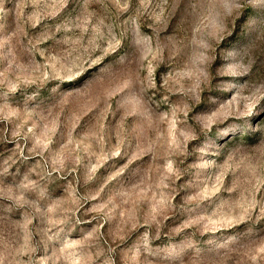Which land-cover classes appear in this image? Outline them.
Returning <instances> with one entry per match:
<instances>
[{
    "label": "rangeland",
    "instance_id": "rangeland-1",
    "mask_svg": "<svg viewBox=\"0 0 264 264\" xmlns=\"http://www.w3.org/2000/svg\"><path fill=\"white\" fill-rule=\"evenodd\" d=\"M0 264H264V0H0Z\"/></svg>",
    "mask_w": 264,
    "mask_h": 264
}]
</instances>
